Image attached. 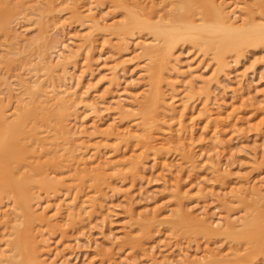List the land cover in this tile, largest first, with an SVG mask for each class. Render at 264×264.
Wrapping results in <instances>:
<instances>
[{
    "label": "rangeland",
    "instance_id": "374dc122",
    "mask_svg": "<svg viewBox=\"0 0 264 264\" xmlns=\"http://www.w3.org/2000/svg\"><path fill=\"white\" fill-rule=\"evenodd\" d=\"M26 1L27 0H24V2ZM52 1L53 0H34V3L31 0V2L27 4H21L23 5H20L22 9L19 7L16 10L19 13L16 11L14 12L15 15H18H14L12 19L10 18V31L12 33L10 32L5 35L6 32L0 30V105H5V109L7 112L9 111L8 114L12 116H10L12 119L15 115L13 113L17 108H19V105L39 106L42 104L44 99L46 101L49 98V91L51 94L54 93V91L58 93V91L62 90V86L64 89H70L69 95L72 98L76 96V94L75 96L71 94L74 93L73 91L79 95L82 93L83 98L81 100L77 99V102L78 100L80 102L77 106L79 108H76L74 112L69 113L63 119L65 120L67 126L70 124L68 128L73 131V133L76 132V135H72L73 139L79 141L81 138L80 143H86L88 145L87 152L89 155H94L89 158L90 164L88 167L92 170L89 168L90 170L88 171H90V174H87L82 171L80 172L72 169L71 166L67 165L59 168L56 164L50 163L45 158L42 161L44 164L40 166L43 167V171H45L44 173H49L50 177H54V179H62V182L58 186L60 188H56V191L54 192L42 188H40L39 191V188H33L34 190L32 189L35 194L37 193L36 196L38 197L33 201V205L35 204L34 208L37 212L39 211L38 213L43 210L40 213L42 215L40 218H31L26 216L22 212V208L17 205L12 196H3L0 200V215L2 216L4 214L2 218L0 216V219H2L0 220V252L3 254L2 256L0 253V257L2 256L0 258V264H3L2 260L7 257L19 260L23 264H32L30 263L28 253H33V256L37 257L42 264H190L193 261L200 260L201 262L206 263L216 259L215 255H217L220 259H237L239 254H244L246 252H251V254H254L255 257L253 260L244 264H264V253H258L255 249L250 247L251 244H248L249 247L246 246V242L238 243V246L236 244L233 245L232 241L225 235H218L210 238L204 234L203 236L202 233L196 232V235V233H194V229L198 227V221L193 220L196 218V215H201V218L197 216V219H208L211 224H216V226L219 225L218 227H222L223 225L226 227L229 224V221H234L237 227L241 229L243 227V223L247 222V218H250L254 221L253 224L256 228L264 227V43H258L255 46L246 45L240 53H226V62H228L226 63V66H220L213 58L212 53L206 54L199 47L193 45V43L189 40L185 39L181 41L174 48L173 55L166 63V67L171 69L173 72L170 71L168 80L162 81L160 87H162V90L165 92L166 101L168 103L170 102L169 104L176 106L177 112L179 110L178 114L175 116L173 127L180 131L181 137L184 135V138L188 140V144L190 143L189 146H187V150L189 149V152L192 151L194 153L191 152L189 156H186L185 150L182 148L181 149L183 151L180 150V147L172 148L168 151L166 150V153L162 150L159 151L157 149H153L151 146H148V144L145 146L144 143L141 142L142 139L135 137L136 133L141 134L140 128L146 126V129H148L146 121H143L144 111L142 106L145 104L146 98L153 92L151 89L152 84L156 83L147 72L150 59L145 56V47L157 45L159 41H155L153 36L150 35L149 32H146L145 29L142 30L135 28L132 32L123 33V35L122 33L118 34V32H115L116 29H118L116 27H119V25L129 23L131 10L144 15L146 14V9L148 10L149 6L159 4L161 0H126L130 9H126L123 6L118 5L114 0H83V2L82 0ZM220 1L228 7L227 10L232 13V15V11L234 9L237 11L238 9V12L236 13L237 15H233L237 24L249 21L248 25H250V23L255 19H258L260 22H264V0ZM166 2L168 5L169 3L172 5L167 7L168 5ZM48 3H52V8L51 5L47 7V5H49ZM142 3L146 4L143 5ZM160 3L165 4L164 12H169V10L174 8L177 3L179 4L178 0H162ZM173 3H175V5ZM86 4L90 7L87 8ZM238 4L241 5V7H239ZM80 8L81 10L79 12ZM89 8H92L93 11H87ZM44 9L46 10L44 11ZM154 10L156 9L154 8ZM238 13H240V15ZM87 15L90 17H87ZM91 16H94L93 18L97 20L99 18L100 21H98L102 26H105L106 29H97L92 26L91 24H93L94 19ZM48 18L52 20L50 21ZM197 19H199V17ZM87 39H89V41L91 40V42L86 43ZM141 39L144 41L147 40V42L145 41L144 43ZM41 44H45L43 45L44 47ZM81 45L84 46L81 50H79ZM90 46L91 48H89ZM60 51H62L61 54ZM44 53L45 56H43ZM70 56L72 57L70 58ZM64 57H68V60L72 61H67L68 63H65L63 61ZM87 57L90 58V61ZM60 61H63L64 64L59 65ZM44 64L49 68L47 69ZM66 64H69L68 67H66ZM57 65L58 67L55 69V66ZM50 66L55 72H53ZM188 66H190L189 69H187ZM59 67L60 71L58 70ZM64 68L68 70L66 71ZM61 69H64L65 71ZM176 70H178V72H176ZM38 72L41 73L39 74ZM175 72L176 74H174ZM180 72L183 75L178 74ZM30 73L32 75H30ZM59 73L61 76L58 75ZM51 75L53 76L51 77ZM65 75L68 76V79L66 78V80ZM191 76H193V78ZM23 77L25 78L23 79ZM189 77H191V79ZM39 78H41V81ZM58 80L60 81L59 83L57 82ZM205 80H210L209 82L207 81L209 84L206 83ZM21 81L23 83H21ZM24 82L32 86H40V83H42L43 87H49V90L47 89V91L46 88L42 87L44 91L42 93L46 97L43 95L41 98H38L40 95L36 97V95H38L37 93H34L33 96V94H31L32 92H29V90L26 89ZM37 82L39 83L37 84ZM47 82L48 85L46 84ZM182 82L184 84H182ZM190 82H192V84H190ZM50 83L52 86H50ZM64 84L69 85L64 86ZM21 85H23L24 88ZM58 85L60 87H57ZM10 87L13 91L14 88H16L15 91L18 90V93L14 92L13 95L19 94L18 100L20 97V102L16 100V95L13 96L15 97L13 98L10 97V94H7L10 92ZM192 87L194 92L192 91ZM20 89L22 91H19ZM57 93H54V95ZM91 94L93 95L92 97ZM36 98L40 102H38ZM206 99L208 101H205ZM174 101L178 103L176 104ZM94 102L96 104H93ZM38 103L40 104L38 105ZM204 103L205 106L208 105L211 111L210 114L214 112L209 118L210 120H208L206 115L201 112L202 109L205 108ZM137 109H139V111ZM124 110H129L126 116L122 113L126 112ZM38 111L41 112L42 110L38 109ZM226 111L228 113H226ZM222 112L225 113V115ZM216 113L219 115L221 114L220 116H224L222 117L223 120H227L229 122L227 123L226 121L225 123L228 124L226 127L228 126L230 130L224 126L222 129L220 127V133L217 132L218 130H215L216 132L214 131L215 128L213 123H215V121L212 120H214V116L217 117ZM158 114L152 115L153 117H151V119L154 120L155 118H162L160 116L157 117ZM230 114L231 116H229ZM61 116V114L56 115L55 120H61ZM179 117L181 118L179 119ZM191 117L193 118V121ZM204 118H207L206 121ZM231 120H234V123ZM205 122L208 125L205 124ZM42 123L43 122L37 123L42 126L39 131L44 132L47 129L46 131L49 132L48 130H54L52 128L48 129L49 127L45 128L46 126ZM209 126L212 127V131L214 132L210 131L211 127ZM154 127L156 126L152 125V128ZM116 129L119 132H117ZM189 129L191 131H189ZM77 130H79V132H77ZM223 130H225V132ZM202 131H205L203 132L205 135ZM190 132H192L191 135L189 134ZM189 135L190 137H188ZM214 137L216 142H214ZM221 137H224L223 139L226 140V143H221L224 141ZM191 138H195L194 140L198 138L199 140L192 142L194 140ZM229 138L231 139L230 142ZM102 148L104 149L102 150ZM218 148L221 150H218ZM226 149L228 150L226 151ZM91 150H93V152ZM105 153L109 154L105 155ZM217 153H219L220 156L217 155ZM133 154L134 157L132 156ZM164 154H167V161L165 160ZM191 155H193L194 158H191ZM197 156H199L200 159ZM135 157L139 160L136 167L131 162ZM34 159L35 158H31L30 160L33 161ZM159 159L162 161H158ZM120 160L121 162H124L120 171L115 173L113 171L108 172V166L105 165L106 167L104 166L103 169L106 171L108 169V171L104 174V176L99 175L98 167L101 168L100 165L102 166V164H105L106 162L114 165ZM164 161L167 163L163 167L162 162ZM172 161L173 163L170 164L173 167L169 164V162ZM96 162L98 163L96 164ZM128 164L129 166L127 168ZM168 164L169 166H167ZM181 164L183 166L180 167ZM34 165L37 167L36 163H34ZM48 166L50 167L48 168ZM195 166L199 169H196L197 167L195 168ZM27 169L28 167H26L24 171L29 172L30 169ZM221 169L224 172L221 171ZM60 170L65 171L61 172ZM73 170L75 171V174L73 173ZM191 170H193V172ZM69 173H71V176ZM61 175L62 177H60ZM245 179L246 182H244ZM239 180H242L244 185L247 183V185H243L242 187V182H239ZM229 181L232 182L230 183ZM233 183L237 186L235 184V186H233ZM239 183L241 187L239 186ZM255 187H259V189L257 190ZM253 188L255 190H253ZM73 189L74 191L77 190L75 191L76 194ZM238 189L239 191L237 192ZM181 191L182 193H180ZM254 192L257 193V195H254ZM73 194L74 196L79 195L80 198H86L89 203L86 208V214L84 213L82 216H77L75 222H73V224H69L67 213L66 215H64V213H58L57 209L62 203L70 204L73 201ZM251 194L254 197H252ZM255 197L257 198L255 199ZM259 197L262 198L260 199ZM249 198L251 202L248 200ZM38 202H40V204ZM103 205L107 206L103 208ZM53 209L56 211H53ZM99 211L105 214H101ZM191 212H193V214ZM253 212H255V214H253ZM187 213H191L192 215ZM163 214L165 216H162ZM205 214H207V216ZM210 214L212 216H210ZM5 215L7 218H5ZM179 215L180 217L182 216L181 219H191V221H189L194 226L190 227L186 221H179ZM10 221L11 223L8 224ZM18 221L19 224L22 223L20 225L26 228L29 232L26 249L21 247V250L19 249V253L18 249H15L14 247V242L19 244V239L16 234H13V230H16V225L14 224ZM33 221H35V223H32ZM63 222L65 224H63ZM145 222H152L151 225L146 227V231L149 230L151 232L149 234L150 236L146 235V239L143 238L140 241H135L133 239L134 237H140L143 234L141 231L144 229V224L146 225ZM83 223L85 226H83ZM222 223L223 225H221ZM173 225L176 227H173ZM182 226L184 229L181 228ZM7 227H9L10 231ZM11 227H14V229ZM137 233H139V235ZM127 234L130 236L128 237ZM9 236L12 237L10 238ZM110 243L113 246L112 248ZM242 244H246L245 246L247 248H244ZM43 246H47V249H44ZM103 249H105V251ZM213 249L215 250L213 251ZM231 251H235V255ZM42 253L45 254L43 255ZM17 254L20 255L17 256ZM10 256H12V258ZM189 256H192L191 259ZM187 259L189 261H187ZM48 261L50 263H47ZM255 261L257 263H254Z\"/></svg>",
    "mask_w": 264,
    "mask_h": 264
},
{
    "label": "bare ground",
    "instance_id": "6f19581e",
    "mask_svg": "<svg viewBox=\"0 0 264 264\" xmlns=\"http://www.w3.org/2000/svg\"><path fill=\"white\" fill-rule=\"evenodd\" d=\"M28 1V2H27ZM26 2H24V0H0V30H2L3 32H6L5 35L9 34L10 31V18L12 19L13 16L15 15L14 12L17 10V8L20 7L21 4H27L29 2H31V0H27ZM34 2V0H32ZM54 1V0H53ZM52 1V2H53ZM69 1V0H68ZM76 1V0H74ZM73 1V2H74ZM80 1V0H79ZM88 1V0H87ZM116 1V3L120 6L125 7L126 9H130L129 5L127 4L126 0H114ZM137 1V0H136ZM141 1V0H140ZM139 1V2H140ZM162 1V0H161ZM160 1V2H161ZM175 1V0H174ZM226 1V0H224ZM234 1V0H233ZM24 2V3H23ZM51 2V1H50ZM83 2V0H82ZM92 2V1H91ZM144 2V1H143ZM152 2V1H151ZM156 4V5H151L149 6L148 10L146 9V14L142 15L141 13L137 12V11H130V15H129V23L124 24V25H119V27H116L118 29H116L115 32L119 33H129L132 32V30H134L135 28L138 29H145L146 32H149L150 35L153 36L154 40L159 41V43L157 45H151L150 47H145V56H147L150 59V64L147 67V72L150 74V77L154 80V82L152 84V94L149 95L146 98V102L145 104H143V121H146V126L140 128L141 134H135V137H139L142 143H144V145L146 146V144H148V146H151L153 149H157L159 151H165L166 150H170L172 148H178L180 147V150L184 149L186 152V156H189L190 153L187 150V146H189V144L187 143V139L183 137H181L180 135V131L175 129L173 127L174 122H175V116L178 114L177 112V108L176 106H174L173 104H169L166 101L165 98V92L162 90L161 83L162 81L168 80L169 76H170V71H172L171 69H168V67H166V63L168 62V60L170 59V57L173 55V50L174 48L183 40H189L190 42L193 43V45L199 47L202 51H204L206 54L208 53H212L213 58L217 61V63H219L220 66H226V53L228 52H236V53H240L243 48L247 45V46H255L258 43H264V22H260L258 19L253 20L250 25L249 21H244L242 24H237V22L235 21V19L233 18V15L236 14L238 12L234 9H232L233 11V15L232 13H230L223 2H221L220 0H178L179 4L177 3V5H175V3H173L175 5L174 8H171V10H169V12H164L165 10V4L160 3ZM228 2V1H227ZM253 2V1H251ZM35 3V2H34ZM39 3V2H38ZM55 3V2H54ZM64 3V2H63ZM66 3V2H65ZM90 3V2H89ZM157 3V2H156ZM167 3V2H166ZM172 3V2H171ZM238 3V2H237ZM49 4V3H48ZM52 4V3H51ZM51 4L47 5L50 6ZM68 4V3H66ZM78 4V3H77ZM81 4V3H80ZM91 4V3H90ZM89 4V5H90ZM93 4V3H92ZM143 4V3H142ZM146 4V3H144ZM143 4V5H144ZM234 4V3H233ZM240 4V3H239ZM238 4V5H239ZM242 4V3H241ZM56 5V4H55ZM74 5V4H73ZM168 5V3H167ZM166 5V6H167ZM169 5H172L169 3ZM169 5L167 7H169ZM244 5V4H243ZM23 6V5H21ZM37 6V5H36ZM59 6V5H57ZM71 6V5H69ZM77 6V5H76ZM87 8L90 7L86 4ZM132 6V5H131ZM231 6V4H230ZM62 7V4H61ZM73 7V6H72ZM171 7V6H170ZM239 7H241V5H239ZM247 7V6H246ZM21 8V7H20ZM52 8V5H51ZM55 8V7H54ZM79 8V7H78ZM98 8V5H97ZM134 8V6H133ZM154 8L156 10H154ZM233 8V7H232ZM238 8V6H237ZM22 9V8H21ZM95 9V8H94ZM170 9V8H168ZM245 9V8H244ZM24 10V9H23ZM28 10V9H27ZM25 10V11H27ZM46 9H44L45 11ZM56 10V9H55ZM58 10V9H57ZM78 10V9H77ZM81 8L79 9L80 12ZM84 10V9H83ZM97 10V9H96ZM100 10V9H99ZM231 10V9H230ZM85 11V10H84ZM87 11H93L92 8H89ZM17 12V11H16ZM98 12V11H97ZM19 13V12H17ZM16 13V14H17ZM22 13V12H21ZM24 13V12H23ZM74 13V12H73ZM83 13V11H82ZM86 13V12H85ZM65 14V13H64ZM62 14V15H64ZM89 14V13H88ZM98 14V13H97ZM240 15V13H238ZM18 15V14H17ZM15 15V16H17ZM28 15V14H27ZM55 15V14H54ZM146 15V16H145ZM237 15V14H236ZM247 15V13H246ZM46 16V15H45ZM101 16V15H100ZM199 19H197L198 17ZM52 17V16H51ZM57 17V16H56ZM60 17V16H59ZM64 17V16H63ZM62 17V19H63ZM87 17H90L89 15H87ZM92 18L94 16H91ZM128 17V16H127ZM240 17V16H239ZM243 17V15H242ZM247 17V16H246ZM41 18V17H40ZM65 18V17H64ZM91 18V19H92ZM98 18V16H97ZM255 18V17H254ZM263 18V17H262ZM261 18V19H262ZM50 21L52 19L48 18ZM90 19V20H91ZM94 19L93 24H91L92 26L96 27L97 29H106L105 26H102L100 24V19L98 18ZM128 19V18H127ZM244 19V18H243ZM241 19V20H243ZM247 19V18H246ZM89 20V19H88ZM16 21V20H15ZM43 21V19H42ZM104 21V20H103ZM102 21V22H103ZM124 21V20H123ZM239 21V20H238ZM56 22V21H55ZM89 22V21H88ZM49 23V22H48ZM58 23V22H57ZM60 23V22H59ZM14 24V23H13ZM63 24V23H62ZM106 24V23H103ZM117 24V23H116ZM56 25V24H55ZM58 26V25H57ZM113 26V25H112ZM118 26V25H116ZM121 26V27H120ZM44 27V26H43ZM48 27V26H47ZM51 27V26H50ZM111 28V27H110ZM44 29V28H43ZM108 29V27H107ZM110 30V29H109ZM9 31V32H8ZM47 31V30H45ZM12 33V32H11ZM114 33V32H113ZM89 34V33H88ZM112 34V33H111ZM11 35V34H10ZM17 35V34H16ZM14 36V35H13ZM21 36V35H20ZM46 36V35H45ZM44 36V37H45ZM119 36V35H118ZM128 37V36H127ZM126 37V38H127ZM10 38V37H9ZM43 38V37H42ZM120 38V37H119ZM18 39V38H17ZM47 39V38H46ZM122 39V38H121ZM120 39V41H121ZM126 40V39H125ZM143 40V39H141ZM150 40V39H149ZM43 41V40H42ZM73 41V40H71ZM83 41V40H82ZM94 41V40H93ZM144 41V40H143ZM147 42V40H145ZM144 41V43H145ZM153 41V40H151ZM150 41V42H151ZM10 42V41H9ZM79 42V41H78ZM77 42V43H78ZM91 40L89 41V39L86 40V43H90ZM119 42V39H118ZM34 43V42H33ZM37 43V42H35ZM7 44V43H5ZM123 44V43H122ZM37 45V44H36ZM40 45V44H39ZM42 45V44H41ZM45 45V44H43ZM42 45V46H43ZM75 45V44H74ZM87 45V44H86ZM88 45H92V44H88ZM147 45V44H146ZM84 45L80 46L81 50L83 48ZM124 46V45H122ZM149 46V45H148ZM262 46V45H261ZM264 46V45H263ZM10 47V46H9ZM40 47V46H39ZM44 47V46H43ZM67 47V46H66ZM65 47V48H66ZM6 48V47H5ZM41 48V47H40ZM91 48V46L89 47ZM253 48V47H252ZM9 49V48H7ZM43 49V48H42ZM67 49V48H66ZM77 49V50H78ZM177 49V48H176ZM41 50V49H40ZM71 50V49H70ZM74 50V49H73ZM92 50V49H91ZM140 50V49H139ZM178 51V50H176ZM10 52V51H9ZM62 51H60L61 54ZM91 52V51H90ZM1 53V51H0ZM5 53V51H4ZM7 53V51H6ZM175 53V51H174ZM68 54V53H67ZM144 54V53H143ZM204 54V53H203ZM235 54V53H234ZM64 55V53H63ZM66 55V54H65ZM75 55V54H74ZM238 55V54H236ZM1 56V54H0ZM45 56V53L44 55ZM72 56H70L71 58ZM89 57V56H88ZM87 57V58H88ZM181 57V56H180ZM1 58V57H0ZM68 57H64L63 61L65 63H68L72 60H68ZM90 61V58H88ZM45 60V59H44ZM43 60V61H44ZM62 60V59H61ZM147 60V59H146ZM179 60V59H178ZM11 61V60H10ZM9 61V62H10ZM58 61V60H57ZM59 63V65L64 64V62ZM68 61V62H67ZM1 62V61H0ZM3 62V61H2ZM7 62V61H6ZM55 62V60H54ZM175 62V61H173ZM180 62V61H178ZM44 63V62H43ZM46 63V62H45ZM51 63V62H50ZM149 63V62H147ZM176 63V62H175ZM118 64V63H117ZM177 64V63H176ZM35 65V64H34ZM45 65V64H44ZM49 65V64H48ZM67 65V64H66ZM65 65V66H66ZM69 65V64H68ZM68 65L66 67H68ZM188 65V64H187ZM191 65V64H190ZM42 66V65H41ZM46 66V65H45ZM52 66H53V62H52ZM90 66V64H89ZM176 66V65H175ZM181 66V65H179ZM178 66V68H179ZM228 66V64H227ZM35 67V66H34ZM47 67V66H46ZM55 66V69H57ZM64 67V66H63ZM62 67V68H63ZM113 67V66H112ZM115 67V65H114ZM190 66H188L187 69H189ZM195 67V66H194ZM198 67V66H197ZM49 67H47L48 69ZM50 68L52 69V67L50 66ZM192 68V66H191ZM65 69V68H64ZM61 69V70H64ZM114 69V68H112ZM144 69V68H143ZM175 69V68H174ZM182 69V68H181ZM185 69V68H184ZM195 69V68H194ZM53 72L54 69H52ZM60 71V67L58 69ZM56 70V71H58ZM66 71L68 69H65ZM64 70V71H65ZM114 71V70H113ZM187 71V70H186ZM146 72V71H144ZM173 72V71H172ZM176 72H178V70H176ZM176 72L174 74H176ZM39 73V72H38ZM41 73V72H40ZM39 73V74H40ZM61 73V72H60ZM60 73L58 75H60ZM71 73V72H70ZM113 73V72H112ZM111 73V74H112ZM190 73V72H189ZM188 73V74H189ZM198 73V72H197ZM1 74V72H0ZM47 74V72H46ZM53 74V73H52ZM178 74H182L181 72ZM187 74V75H188ZM4 75V74H3ZM30 75H32L30 73ZM29 75V76H30ZM34 75V74H33ZM57 75V74H56ZM183 75V74H182ZM194 75V74H193ZM21 76V75H20ZM24 76V75H23ZM47 76V75H46ZM53 75H51L52 77ZM61 76V75H60ZM66 76V75H65ZM174 76V75H173ZM215 76V75H214ZM242 76V75H241ZM32 77V76H31ZM49 77V76H47ZM64 77V74H63ZM147 77V76H146ZM193 78V76H191ZM191 77H189L191 79ZM197 77V76H195ZM20 78V77H19ZM25 77H23L24 79ZM57 78V76H56ZM61 78V77H60ZM68 79V76L65 77ZM199 78V77H198ZM41 78H39L40 80ZM50 79V78H48ZM47 79V80H48ZM72 79V78H71ZM213 79V78H212ZM211 79V80H212ZM241 79V77H240ZM22 80V79H21ZM31 80V79H30ZM38 80V81H39ZM46 80V81H47ZM55 80V79H54ZM194 80V79H193ZM6 81V80H5ZM24 81V80H23ZM26 81V80H25ZM28 81V80H27ZM41 81V80H40ZM56 81V80H55ZM185 81V80H184ZM208 82L210 80H207ZM206 80L205 82L208 83ZM3 82V81H2ZM7 82V81H6ZM5 82V83H6ZM51 82V81H50ZM58 83L60 82L59 80L57 81ZM204 82V81H203ZM242 82V81H241ZM1 83V82H0ZM21 83H23L21 81ZM39 82H37L38 84ZM55 83V84H58ZM64 83V82H63ZM187 83V82H186ZM197 83V82H196ZM9 84V83H8ZM26 89L29 90V92L31 91L34 96V93H37L38 95H36V97L41 98L44 94L42 92V83H40V86H32V85H28V83H25ZM23 84V85H24ZM34 84V83H31ZM48 85V82L46 83ZM51 84V83H50ZM53 84V82H52ZM52 84L50 86H52ZM62 84V83H60ZM59 84V85H60ZM156 84V85H155ZM182 84H184L182 82ZM190 84H192V82H190ZM209 84V83H208ZM7 85V84H6ZM11 85V84H10ZM9 85V86H10ZM13 85V84H12ZM21 85V86H23ZM44 85V84H43ZM57 87H60V86ZM65 85H69V84H64ZM149 85V84H146ZM189 85V84H188ZM5 86V85H4ZM16 86V85H15ZM46 86V85H44ZM205 86V85H204ZM207 86V85H206ZM67 87V86H66ZM65 87V88H66ZM150 87V86H148ZM174 87V86H173ZM191 87V86H190ZM197 87V85H196ZM11 88V87H10ZM19 88V87H18ZM21 88V87H20ZM24 88V86H23ZM46 88V87H43ZM49 88V87H48ZM46 88V91L47 89ZM71 88V87H70ZM172 88V87H171ZM16 88L10 89V92H8L7 94H10V97H13L15 95L14 92L18 93L17 91H15ZM166 89V88H165ZM173 89V88H172ZM188 89V87H187ZM205 89V88H204ZM24 90V89H23ZM49 90V89H48ZM51 90V89H50ZM54 90V89H53ZM52 90V91H53ZM72 90V89H71ZM88 90V89H87ZM145 90V89H144ZM176 90V89H175ZM191 90V89H190ZM8 91V90H7ZM19 91H22L21 89ZM83 91V90H82ZM146 91V90H145ZM173 91V90H172ZM178 91V90H177ZM192 91L193 87H192ZM2 92V91H1ZM74 93L73 97L75 99H73L69 94H70V89H64L62 86V90L55 92L57 93L54 95V93L51 94V92L49 91L48 93H50L49 98L45 101L41 102L42 104L39 105L40 103H38L39 106L36 105H19V108L16 109V111L13 113L15 114L14 117L11 119V115L8 114L7 110L5 109V105L1 104L0 105V200L3 198V196L5 195H9L12 196L15 199V202L17 203V205L19 207L22 208V212L31 218H40L42 215L40 214L42 211H40V213L37 212V210L34 208L33 205V201L36 200L38 197L36 196L35 192L32 191L33 188H39L38 191L40 190V188L48 190V191H56V188H60L58 187L61 182L62 179H54V177H50L49 173L45 174L43 171V167L42 164H44V162H42L45 158L47 159V161H49L50 163L56 164L57 167L61 168L62 166H71L72 169H75L77 171H82L84 173L90 174L88 170H90L91 168L88 167L90 164L89 158L93 157L91 156L92 154L89 155V153L87 152L88 149V145L86 143H80L81 138L79 139V141L74 140L72 135H74L75 133H73V131H71L67 126L65 120L63 118L66 117V115H68L71 112H74L76 110L78 104H80L79 100L77 102V99H82L83 95L82 93L77 94L75 91H73ZM81 92V91H80ZM86 92V91H85ZM150 92V91H149ZM148 92V93H149ZM190 92V91H189ZM22 93V92H21ZM84 93V92H83ZM145 93V92H144ZM2 94V93H1ZM46 94V95H47ZM86 94V93H85ZM171 94V93H170ZM253 94V93H252ZM19 95V94H18ZM18 95H16V100H18ZM23 95V94H22ZM29 95V94H28ZM90 95V94H89ZM206 95V93H205ZM25 96V95H24ZM23 96V97H24ZM45 96V95H44ZM93 95L91 94V97ZM137 96V95H136ZM143 96V95H141ZM145 96V94H144ZM171 96V95H170ZM184 96V93H183ZM5 97V96H4ZM9 97V96H8ZM13 97V98H15ZM22 97V96H21ZM29 97V96H28ZM46 97V96H45ZM44 97V98H45ZM146 97V96H145ZM172 97V96H171ZM7 98V97H6ZM32 98V97H31ZM88 98V97H87ZM33 99V98H32ZM37 99V98H36ZM35 99V100H36ZM94 99V98H93ZM92 99V100H93ZM136 99V98H135ZM144 99V98H143ZM174 99V97H173ZM180 99V98H179ZM186 99V98H185ZM30 100V99H29ZM38 100V99H37ZM86 100V99H84ZM83 100V101H84ZM7 101V100H4ZM21 101V98L19 97L18 102ZM24 101V100H23ZM91 101V100H90ZM95 101V100H94ZM181 101V100H180ZM205 101H208L207 99ZM204 101V102H205ZM14 102V101H13ZM12 102V103H13ZM28 102V101H27ZM26 102V104H27ZM34 102V101H33ZM38 102H40L38 100ZM47 102V103H45ZM175 102V101H174ZM173 102V103H174ZM263 102V100H262ZM260 102V103H262ZM6 103V102H5ZM15 103V102H14ZM25 103V102H24ZM37 103V102H36ZM89 103V102H88ZM176 104L178 102H175ZM29 104V103H28ZM90 104V103H89ZM93 104H96L95 102ZM256 104V103H255ZM7 105V104H6ZM124 105V104H123ZM136 105V104H135ZM260 105V104H259ZM13 106V105H12ZM82 106V105H81ZM96 106V105H93ZM121 106V105H120ZM205 106V103H204ZM203 106V107H204ZM14 107V106H13ZM126 107V106H125ZM184 107V106H181ZM257 107V106H256ZM93 108V107H92ZM91 108V109H92ZM124 108V106H123ZM137 108V107H135ZM202 108V107H201ZM38 109L42 110L41 112L38 111ZM90 109V110H91ZM120 109L122 110V108L120 107ZM185 109V108H184ZM212 109V108H211ZM263 109V108H262ZM135 110V109H134ZM139 111V109H137ZM214 110V109H213ZM258 110V109H257ZM78 111V110H77ZM126 111V110H124ZM129 111V110H128ZM128 111L126 112H122L124 116H126L128 114ZM200 111V110H199ZM263 111V110H262ZM51 112V113H49ZM160 112V113H159ZM182 112V111H181ZM190 112V111H189ZM203 114L206 115V117L208 118V120H210L209 118L211 117L212 114L208 105L205 106L204 109H202L201 111ZM200 112V113H201ZM264 112V111H263ZM57 113V114H56ZM78 113V112H77ZM132 113V112H131ZM135 113V112H134ZM159 113V114H158ZM199 113V114H200ZM201 113V114H202ZM223 113V112H222ZM226 113H228L226 111ZM240 113V112H239ZM61 114L62 119L61 120H55L56 115ZM118 114V113H117ZM157 117H162V118H155L154 120L151 119V117H153L152 115H157ZM196 114V113H195ZM217 114V113H216ZM225 115V113H223ZM256 114V113H255ZM221 115V114H220ZM219 114H217V117L214 116V120L215 123H213L214 125V131L218 130L217 132L220 133V127L222 129V127L224 128V126L226 127V125H228L227 123H229L227 120V123H225L226 121L223 120L222 117L224 116H220ZM239 115V114H238ZM11 116V117H10ZM74 116V113H73ZM181 116V115H180ZM190 116V115H189ZM228 116V114H227ZM231 116V114L229 115ZM257 116V115H256ZM188 117V116H187ZM204 117V115H203ZM237 117V116H236ZM241 117V116H240ZM244 117V116H243ZM181 117H179L180 119ZM207 118H204L205 121ZM231 118V117H230ZM58 119V118H57ZM68 119V118H67ZM73 119V118H72ZM192 121L193 118L191 117ZM226 119V118H225ZM243 119V118H241ZM184 120V119H183ZM244 120V119H243ZM259 120V119H258ZM43 122L42 124L44 126H46L45 128L49 127L48 129L52 128L54 129L53 131L48 130L49 132H47L45 129V131H39V129H41L42 126L38 125V122ZM135 121V120H134ZM185 121V120H184ZM188 121V120H186ZM232 121V120H231ZM255 121V120H254ZM257 121V120H256ZM137 122V121H135ZM190 122V121H189ZM234 123V120L232 121ZM251 122V121H250ZM71 123V122H70ZM209 123V121H208ZM245 123V121H244ZM258 123V122H257ZM205 124H207L205 122ZM137 125V124H136ZM152 125L156 126L154 128H152ZM179 125V124H178ZM202 125V124H201ZM208 125V124H207ZM206 125V126H207ZM257 125V124H254ZM259 125V124H258ZM43 126V127H44ZM191 126V125H190ZM234 126V125H233ZM260 126V125H259ZM106 127V126H105ZM125 127V126H124ZM193 127V126H192ZM211 127V126H209ZM253 127V126H252ZM72 128V127H70ZM98 128V127H97ZM208 128V126H207ZM226 128L229 129V127L227 126ZM75 129V128H74ZM77 129V128H76ZM79 129V128H78ZM111 129V128H110ZM132 129V128H131ZM155 129V130H154ZM203 129V128H202ZM99 130V129H98ZM119 130V128H118ZM117 129L116 131L119 132ZM134 130V129H133ZM230 130V129H229ZM236 130V129H235ZM75 131V130H74ZM87 131V129H86ZM104 131V129H103ZM111 131V130H110ZM124 131V130H122ZM147 131V133H146ZM189 131H191L189 129ZM209 131V130H208ZM207 131V133H208ZM212 131V127L211 130ZM212 131V132H214ZM215 131V132H216ZM225 132V130H223ZM77 132H79V130H77ZM83 132V131H82ZM85 132V131H84ZM100 132V131H99ZM138 132V131H137ZM205 131H202V133ZM210 132V133H212ZM81 133V132H80ZM88 133V132H87ZM139 133V132H138ZM192 132H190L189 134L191 135ZM223 133V132H222ZM79 134V133H78ZM196 134V132H195ZM199 134V133H198ZM197 134V135H198ZM205 135V133H203ZM76 135V134H75ZM188 135V134H187ZM190 135L188 137H190ZM208 135V134H206ZM218 135V134H216ZM226 135V134H225ZM212 136V135H210ZM75 137V136H74ZM79 137V136H78ZM208 137V136H207ZM217 137V136H216ZM219 137V136H218ZM196 138V137H195ZM195 138H191V139H195ZM203 138V137H201ZM206 138V137H205ZM220 138V137H219ZM222 138V137H221ZM224 138V137H223ZM222 138V139H223ZM226 138V137H225ZM63 139V141H62ZM117 140V139H116ZM115 140V141H116ZM196 140H199L198 138ZM196 140L192 141L195 142ZM215 140V137H214ZM220 140V139H219ZM224 140V139H223ZM230 138H229V142H230ZM118 141V140H117ZM212 141V140H211ZM221 141V140H220ZM78 142V143H76ZM87 142V141H86ZM92 142V141H91ZM216 142V140L214 141ZM226 143V140H224L221 143ZM102 143V142H101ZM104 143V142H103ZM197 143V142H196ZM96 144V142H95ZM188 144V145H187ZM195 144V143H194ZM212 144V142H211ZM214 144V143H213ZM217 144V143H216ZM220 144V143H219ZM125 145V144H124ZM210 145V144H209ZM218 145V144H217ZM224 145V144H223ZM127 146V145H126ZM229 146V145H228ZM227 146V147H228ZM199 147V146H198ZM201 147V146H200ZM209 147V146H208ZM214 147V146H213ZM218 147V146H217ZM222 147V146H221ZM226 147V148H227ZM140 148V147H139ZM143 148V147H142ZM182 148V149H181ZM189 148V147H188ZM231 148V146H230ZM104 148H102L103 150ZM148 149V148H147ZM214 149V148H213ZM212 149V150H213ZM223 149V148H222ZM113 150V149H112ZM111 150V151H112ZM117 150V149H116ZM177 150V149H176ZM199 150V149H198ZM211 150V151H212ZM218 150H221L218 148ZM228 149H226L227 151ZM93 152V150H91ZM95 151V149H94ZM114 151V150H113ZM183 151V150H182ZM207 151V150H206ZM210 151V152H211ZM215 151V150H214ZM164 152V153H165ZM196 152V151H195ZM225 152V151H224ZM103 153V152H102ZM110 153V152H109ZM108 153V154H109ZM112 153V152H111ZM136 153V152H135ZM152 153V152H151ZM167 153V152H166ZM194 153V152H192ZM202 153V152H201ZM200 153V154H201ZM213 153V152H212ZM220 153V152H219ZM219 153H217V155H219ZM229 153V151H228ZM107 153H105L106 155ZM107 154V155H108ZM114 154V153H112ZM199 154V155H200ZM214 154V153H213ZM99 155V153H98ZM104 155V154H103ZM104 155V157H105ZM137 155V154H136ZM154 155V154H153ZM156 155V153H155ZM165 155V154H164ZM167 155V154H166ZM166 155L165 160L166 159ZM215 155V154H214ZM229 155V154H228ZM123 156V155H122ZM134 157V154L132 155ZM196 156V155H195ZM212 156V155H210ZM220 156V155H219ZM120 157V156H119ZM126 157V156H125ZM130 157V155H129ZM155 157V156H154ZM182 157V156H181ZM199 157V156H197ZM31 158H35L33 161L30 160ZM99 158V157H98ZM109 158V157H108ZM123 158V157H122ZM121 158V159H122ZM158 158V157H157ZM191 158H194L193 155H191ZM110 159V158H109ZM125 159V158H124ZM129 159V158H128ZM169 159V158H168ZM200 159V157H199ZM215 159V158H214ZM36 160V161H35ZM198 160V159H197ZM202 160V159H201ZM213 160V157H212ZM209 160V161H212ZM123 161V160H122ZM131 161V159H130ZM158 161H162V160H158ZM166 161L162 162L163 163V167L164 165H166ZM200 161V160H199ZM114 162V160H113ZM133 165L136 167L139 163L138 158H134L132 161ZM190 162V161H189ZM188 162V163H189ZM195 162V161H193ZM216 162V161H215ZM34 163H36V166L34 165ZM98 162H96L97 164ZM103 163V162H102ZM144 163V162H143ZM159 163V162H158ZM173 163L172 162H169ZM187 163V164H188ZM200 163V162H199ZM48 164V163H46ZM169 164L167 166H169ZM191 164V163H189ZM197 164V163H196ZM201 164V163H200ZM219 164V163H218ZM107 165L108 169L107 171H113L114 173L117 171H120L122 168V166L124 165V162L118 161L116 162V164L112 165L111 163H105L102 164V166L100 165L101 168L98 167V173L100 176H104V174L107 172L105 169H103V167ZM211 165V164H210ZM31 166V167H30ZM91 166V165H90ZM97 166V165H96ZM95 166V167H96ZM129 164L127 165L128 168ZM165 166V167H167ZM171 166V164H170ZM183 166L182 164L180 165V167ZM201 166V165H200ZM26 167H28L29 172L28 171H24L26 169ZM50 166H48L49 168ZM106 167V166H105ZM173 167V166H171ZM190 167V165H189ZM197 166H195L196 168ZM47 168V167H46ZM44 168V169H46ZM47 168V169H48ZM90 168V169H89ZM168 168V167H167ZM166 168V169H167ZM201 168V167H200ZM211 168V167H210ZM221 168V167H220ZM27 169V170H28ZM126 169V168H125ZM169 169V168H168ZM196 169H199L198 167ZM55 170V169H54ZM68 170V169H67ZM92 170V169H91ZM140 170V169H139ZM172 170V169H171ZM182 170V169H181ZM214 170V169H213ZM47 171V170H46ZM51 171V169H50ZM61 171V170H60ZM65 171V170H62ZM61 171V172H62ZM74 171V170H73ZM72 171V172H73ZM193 172V170H191ZM221 171H223L221 169ZM220 171V172H221ZM227 171V170H226ZM32 172V173H31ZM70 172V171H68ZM97 172V171H96ZM224 172V171H223ZM221 172V173H223ZM75 174V171L73 172ZM77 173V172H76ZM215 173V172H214ZM232 173V172H231ZM51 174V173H50ZM57 174V173H56ZM60 174V173H59ZM63 174V173H62ZM71 176V173H69ZM112 174V172H111ZM57 176V175H56ZM67 176V173H66ZM59 177V175H58ZM62 177V175L60 176ZM80 177V176H79ZM90 177V176H89ZM96 178V177H95ZM79 179V178H78ZM75 179V180H78ZM92 179V177H91ZM237 179V178H236ZM70 180H74V179H70ZM93 180V179H92ZM233 180V179H232ZM177 181V180H176ZM93 182V181H92ZM230 182V181H229ZM232 182V181H231ZM230 182V183H231ZM239 182H242L241 186L243 187L244 183L242 180H239ZM246 182V179L245 181ZM249 182V181H248ZM259 182V181H258ZM71 183V182H70ZM90 183V182H89ZM94 183V182H93ZM114 183V182H113ZM237 183V182H236ZM88 184V183H87ZM181 184V183H180ZM227 184V183H226ZM235 183H233V186ZM249 184V183H248ZM102 185V183H101ZM177 185V184H176ZM230 185V184H229ZM247 185V183L245 184ZM244 185V186H245ZM256 185V184H254ZM253 185V186H254ZM261 185V183H260ZM82 186V185H81ZM179 186V184H178ZM232 186V187H233ZM237 186V185H236ZM240 186V183H239ZM238 186V187H239ZM240 186V187H241ZM249 186V185H248ZM231 187V186H230ZM235 187V188H238ZM262 187V186H261ZM260 187V188H261ZM66 188V187H64ZM77 188V186H76ZM95 188V187H94ZM182 188V187H181ZM184 188V187H183ZM251 188V186H250ZM256 188V187H255ZM97 189V188H96ZM230 189V188H229ZM242 189V188H240ZM257 190L259 189L256 188ZM34 190V189H33ZM44 190V191H45ZM83 190V189H82ZM180 190H184V189H180ZM249 190V189H248ZM253 190H255L253 188ZM74 191V189H73ZM77 191V190H75ZM74 191V192H75ZM233 191V190H232ZM239 191V189L237 190V192ZM241 191V190H240ZM262 191V190H261ZM264 191V190H263ZM262 191V193H263ZM37 192V191H36ZM52 192V193H53ZM66 192V191H65ZM64 192V193H65ZM49 193V192H48ZM71 193V192H70ZM182 193V191L180 192ZM241 193V192H240ZM239 193V194H240ZM244 193V192H242ZM252 193V192H251ZM67 194V193H65ZM72 194V193H71ZM76 194V192H75ZM230 194V193H229ZM254 195L257 193H253ZM264 194V193H263ZM51 195V194H50ZM74 196V194H73ZM252 196V194H251ZM7 197V196H6ZM11 197V199H12ZM51 197V196H50ZM89 197V196H88ZM103 197V196H102ZM241 197V196H240ZM243 197V196H242ZM254 197V196H252ZM58 198V197H57ZM90 198V197H89ZM176 198V197H175ZM232 198V197H231ZM236 198V196H235ZM251 198V197H250ZM250 198L248 199L250 202ZM257 197H255L256 199ZM260 198V197H259ZM262 198V197H261ZM260 198V199H261ZM50 199V198H49ZM53 199V198H52ZM67 199V198H66ZM100 199V198H99ZM71 200V199H69ZM177 200V199H176ZM228 200V199H227ZM237 200V199H236ZM244 200V199H243ZM64 201V200H63ZM66 201V200H65ZM72 201V200H71ZM229 201V200H228ZM227 201V202H228ZM255 201V200H254ZM253 201V202H254ZM262 201V200H261ZM5 202V201H4ZM91 202V201H90ZM178 202V201H177ZM238 202L240 203V201L238 200ZM257 202V201H256ZM10 203V202H9ZM37 203V202H36ZM40 204V202H38ZM54 203V201H53ZM59 203V201H58ZM89 201L86 198H80L79 195H76L73 197V201L68 204V203H62L58 206L57 212L58 213H64V215H66L67 213V218H69V224H73V222H75V220L77 219V216H82L85 212H86V208L88 207ZM233 203V202H232ZM255 203V202H254ZM262 203V202H260ZM259 203V205H260ZM264 203V201H263ZM4 204V203H3ZM14 204V203H12ZM177 204V203H176ZM227 204V203H226ZM234 204V203H233ZM242 204V203H241ZM98 205V203H97ZM249 205V204H248ZM251 205V204H250ZM49 206V204H48ZM55 206V205H54ZM57 206V205H56ZM105 208L106 206L103 205ZM252 206V205H251ZM5 207V206H4ZM162 207V206H161ZM178 207V205H177ZM185 207V206H184ZM54 208V207H53ZM90 208V206H89ZM100 208V206H99ZM98 208V209H99ZM39 209V208H38ZM56 209V208H55ZM55 209H53V211H56ZM158 209V208H157ZM179 209V208H178ZM1 210V209H0ZM11 210V209H10ZM9 210V211H10ZM15 210V208H14ZM19 210V209H18ZM66 212H65V211ZM105 210V209H104ZM156 210V209H154ZM185 210V208H184ZM249 210V209H248ZM263 210V209H262ZM17 211V209H16ZM15 211V212H16ZM64 211V212H63ZM89 211V210H88ZM157 211V210H156ZM162 211V210H161ZM165 211V210H164ZM163 211V212H164ZM250 211V210H249ZM253 211V210H251ZM255 211V210H254ZM100 212V211H99ZM98 212V213H99ZM105 212V211H104ZM194 212V211H193ZM193 212H191L193 214ZM244 212V211H243ZM256 212V211H255ZM255 212H253V214H255ZM13 213V212H12ZM52 213V212H51ZM101 213V212H100ZM99 213V214H100ZM181 213V212H180ZM191 213H187L189 215H192ZM2 214V211H1ZM15 214V213H14ZM55 214V213H54ZM86 214V213H85ZM101 214H105V213H101ZM153 214V213H152ZM162 214V213H161ZM204 214V213H203ZM88 215V214H87ZM155 215V213H154ZM153 215V216H154ZM207 216V214H205ZM209 215V214H208ZM230 215V214H229ZM251 215V214H250ZM1 216V215H0ZM4 216V214L2 215ZM1 216V218H2ZM12 216V215H11ZM21 217H23L22 215H20ZM19 216V217H20ZM48 216V213H47ZM89 216V215H88ZM134 216V215H133ZM136 216V215H135ZM146 216V215H145ZM149 216V215H148ZM162 216H165L164 214ZM167 216V214H166ZM197 216L201 218V215H196V218L193 219L195 221H198L197 224V228L194 229V233H202V235H206L207 237H215L218 235H225L228 239H230L233 243V245H237L238 243H243L246 242V244H242L244 246V248L250 247L255 249L258 253H264V227H260V228H256L255 225L253 224L254 221L251 220L250 218H247V222L243 223V227L240 229L237 227V225L235 224L234 221H229V224L224 227L223 223L221 225H223L222 227H218L213 224H211V222L208 219H197ZM205 216V217H206ZM210 216H212L210 214ZM209 216V217H210ZM86 217V216H85ZM203 217V215H202ZM208 217V218H209ZM232 217V216H231ZM5 218L6 215H5ZM17 218V217H16ZM87 218V217H86ZM148 218V217H147ZM174 218V217H173ZM177 218V217H176ZM182 216L178 217L179 221H186L190 227H193L194 225H192V223L190 222L191 219L188 220H184L181 219ZM212 218V217H211ZM210 218V220H211ZM4 219V218H3ZM151 219V217H150ZM166 219V218H165ZM260 219V218H259ZM2 220V219H0ZM17 220V219H15ZM20 220V219H19ZM34 220V219H33ZM38 220V219H36ZM62 220V219H61ZM149 220V219H148ZM168 220V219H166ZM190 220V221H189ZM239 220V219H237ZM261 220V219H260ZM79 221V220H78ZM140 221V220H138ZM152 221V220H151ZM245 221V220H244ZM77 222V221H76ZM219 222V221H218ZM217 222V223H218ZM11 221L8 223L10 224ZM32 223H35V221H33ZM146 225L144 224V229L143 231L139 232L142 235L140 237H134L133 239L135 241H140L143 238H147V236L151 233L149 230L146 231V227L151 225L152 222H145ZM150 223V224H149ZM237 223V222H236ZM241 223V222H240ZM5 224V223H4ZM14 224V223H13ZM12 224V225H13ZM22 224V223H20ZM19 224V221L16 222L14 225L16 230H12L14 231L13 234H16V236L19 239V244L14 242V247L15 249H18V253L21 250V247H24L26 249V242L28 240V234L29 232L26 230V228H24L23 226H21ZM46 224V223H44ZM63 224H65L63 222ZM239 224V223H238ZM47 225V224H46ZM67 225V224H66ZM241 225V224H240ZM38 226V225H37ZM83 226L84 223H83ZM155 226V225H154ZM175 225H173L174 227ZM242 226V225H241ZM240 226V227H241ZM5 227V226H4ZM48 227V226H47ZM141 227V226H140ZM142 227V228H143ZM156 227V226H155ZM158 227V225H157ZM176 227V226H175ZM186 227V226H185ZM258 227V226H257ZM9 229V227H7ZM41 228V227H40ZM141 228V230H142ZM153 228V227H152ZM182 229L183 226L181 227ZM179 228V229H181ZM39 229V228H38ZM76 229V228H75ZM175 229V228H174ZM238 229V230H237ZM11 230V232H12ZM34 230V229H33ZM44 230V229H43ZM139 230V229H138ZM10 231V229H9ZM42 231V230H41ZM79 231V230H78ZM154 231V230H153ZM177 231V230H176ZM181 231V230H179ZM183 231V230H182ZM1 232V231H0ZM8 233V232H7ZM131 233V232H130ZM133 233V232H132ZM139 233H137L139 235ZM193 233V232H191ZM196 233V235H197ZM11 234V233H10ZM7 234V235H10ZM12 234V235H13ZM154 234V233H153ZM39 235V234H38ZM67 235V234H66ZM135 235V234H134ZM147 235V236H146ZM186 235V234H185ZM193 235V234H191ZM203 235V236H204ZM14 236V235H13ZM35 236V235H34ZM128 236V234H127ZM130 236V235H129ZM128 236V237H129ZM150 236V235H149ZM153 236V235H151ZM205 236V237H206ZM1 237V234H0ZM3 237V236H2ZM10 237V236H9ZM12 237V236H11ZM10 237V238H11ZM15 237V236H14ZM39 237V236H37ZM133 237V234H132ZM3 239V238H2ZM13 239V238H12ZM226 239V238H225ZM4 240V239H3ZM37 240V239H36ZM7 241V240H6ZM5 242V241H4ZM10 242V240H9ZM17 242V241H16ZM8 243V242H7ZM148 243V242H146ZM9 244V243H8ZM109 244V243H108ZM143 244V243H142ZM249 244V245H248ZM6 245V244H5ZM4 245V246H5ZM38 245V244H37ZM41 245V244H40ZM111 245V243H110ZM109 245V247H110ZM146 245V244H145ZM247 247H246V246ZM210 246V245H209ZM238 246V245H237ZM240 246V245H239ZM44 247V246H43ZM47 247V246H46ZM44 247V249L46 248ZM106 247V246H105ZM104 247V248H105ZM113 246L111 245V248ZM3 248V246H2ZM41 248V247H39ZM229 248V246H228ZM227 248V249H228ZM239 248V247H237ZM13 249V248H12ZM20 249V250H19ZM47 249V248H46ZM55 249V248H54ZM158 249V248H157ZM211 249V248H210ZM226 249V250H227ZM236 249V248H235ZM3 250V249H2ZM1 250V251H2ZM14 250V249H13ZM12 250V252H13ZM105 251V249H103ZM215 249H213L214 251ZM220 250V249H219ZM240 250V249H239ZM244 250V249H243ZM11 251V249H10ZM9 251V252H10ZM51 251V250H50ZM110 251V250H109ZM207 251V250H206ZM209 251V248H208ZM217 251V250H216ZM236 251V250H235ZM234 251V252H235ZM4 252V250H3ZM159 252V251H158ZM211 252V251H210ZM209 252V253H210ZM219 252V251H218ZM222 252V251H221ZM233 254L234 252L231 251ZM241 252V251H240ZM1 253V252H0ZM47 253V252H46ZM217 253V252H215ZM238 253V252H236ZM2 254V253H1ZM7 254V253H6ZM5 254V255H6ZM43 254V253H42ZM45 254V253H44ZM43 254V255H44ZM158 254V253H157ZM222 254V253H221ZM229 254V253H228ZM232 254V256H233ZM11 255V254H10ZM20 254H17V256ZM40 255V254H39ZM156 255V254H155ZM162 255V254H161ZM235 255V254H234ZM3 256V254H2ZM1 256V257H2ZM9 256V255H8ZM42 256V255H41ZM169 256V254H168ZM216 259H213L211 261L208 262H201L200 261H193L190 264H244L247 263L251 260H253V258L255 257L254 254H251V252H246L244 254H239L237 259H231V258H218L217 255H215ZM222 256V255H220ZM231 256V254H230ZM0 257V258H1ZM7 257V255H6ZM12 258V256H10ZM28 257H30V263L32 264H42V262L35 256H33V253H28ZM43 257V256H42ZM190 259L192 256H189ZM15 258V256H14ZM47 258V257H46ZM207 258V257H206ZM18 259V258H17ZM42 259V258H41ZM264 259V258H263ZM3 264H23L22 262H20L19 260L16 259H10L9 257L4 258L3 260ZM5 261V262H4ZM186 261V260H185ZM184 261V262H185ZM187 261H189L187 259ZM1 263V260H0ZM47 263H50L49 261ZM189 263V262H188ZM254 263H257L256 261Z\"/></svg>",
    "mask_w": 264,
    "mask_h": 264
}]
</instances>
